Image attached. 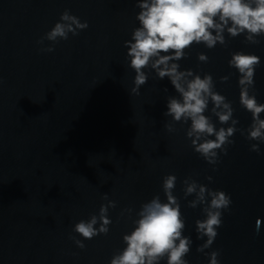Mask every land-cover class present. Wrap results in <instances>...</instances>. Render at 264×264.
Masks as SVG:
<instances>
[{
	"label": "water",
	"instance_id": "obj_1",
	"mask_svg": "<svg viewBox=\"0 0 264 264\" xmlns=\"http://www.w3.org/2000/svg\"><path fill=\"white\" fill-rule=\"evenodd\" d=\"M136 4L0 0V264H110L126 247L123 235L134 229L141 205L156 195L166 202L162 182L169 174L177 177L173 194L185 219L183 235L192 240L188 264H209L205 253L212 251L220 252L219 264H264V143L247 139L252 115L240 104L239 73L228 63L238 51L261 58L250 94L264 104V35L251 44L246 34L231 37L225 31L226 46L194 43L177 61L180 70L211 74L214 90L231 102L239 121L227 154L219 152V162L210 165L186 135L191 121L164 115L168 97L179 98L167 77L159 79L149 66L139 95L131 92L136 74L124 42L140 26ZM66 9L88 28L69 34L53 52H41L52 42L37 41ZM201 53L207 63L198 60ZM223 76L229 79L221 82ZM212 106L205 115L216 128L231 126L220 124ZM169 123L174 132L165 128ZM254 143L259 153L250 150ZM188 177L232 201L203 253L197 248L207 237L197 238L195 224L205 218L203 205L188 206L195 199L184 196ZM105 194L116 202L108 211L109 232L85 240L74 225L98 215Z\"/></svg>",
	"mask_w": 264,
	"mask_h": 264
},
{
	"label": "clouds",
	"instance_id": "obj_2",
	"mask_svg": "<svg viewBox=\"0 0 264 264\" xmlns=\"http://www.w3.org/2000/svg\"><path fill=\"white\" fill-rule=\"evenodd\" d=\"M136 6L140 9L136 16L140 26L133 30L131 40L124 42L128 49L127 57L130 58L129 66L136 74L132 94L139 95L140 87L147 82L148 76L143 69L149 66L159 79L167 77L179 98L168 97L164 115L171 116L175 122L187 123L190 120L186 135L191 138L194 151L210 165H216L219 152L226 155L228 146L234 143L230 137L238 131L236 125L239 121L233 118L231 102L214 90L211 74L205 73L201 77L190 69L180 70L177 61L186 57L187 50L194 43H203L209 49L217 44L226 46L225 31L231 37L246 34L248 43L258 44L260 41L257 37L264 35V0H137ZM87 28L86 21L81 22L80 18L66 9L51 30L37 41L40 45H44L45 40L52 42L50 46L41 47L40 51L53 52L59 41L68 40L69 34L77 36ZM208 59L203 53L198 55L200 62L207 63ZM228 63L239 73L240 104L252 115L247 139L264 143V119H261L264 104L258 103L255 94H250L261 58L238 51L232 54ZM220 79L226 82L229 77ZM209 102L213 105L211 113L220 124L230 123L231 126L216 128L211 117L205 115L209 110ZM165 128L168 132L175 131L171 123L166 124ZM213 136L215 139L209 138ZM250 150L259 153V143L251 144ZM207 179L212 181L211 176ZM176 181L177 177L173 174L163 178L162 189L166 202L156 195L141 205L138 219L133 221L134 229L123 235L126 247L113 255L110 264H160L165 258L167 264H188L185 257L190 252L192 240L183 235L185 219L180 202L173 194ZM182 183L185 198L195 194V199L189 201L188 206L196 208L203 205L205 218L195 222L197 238L207 237L197 248V252L203 253L217 237V229L223 223V212L229 210L232 203L231 197L222 190L199 184L191 177L185 178ZM103 199L107 203L100 206L98 215H91L89 220H81L74 225L73 231L85 240L109 232L112 221L108 211L116 207V202L109 200L107 194ZM125 211L131 213L132 209ZM260 225L261 220L257 219V231ZM70 238L77 247L85 248L82 240ZM205 254L210 258L209 264H219V251Z\"/></svg>",
	"mask_w": 264,
	"mask_h": 264
}]
</instances>
